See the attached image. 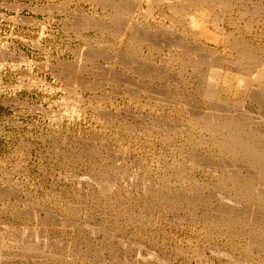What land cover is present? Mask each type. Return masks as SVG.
Wrapping results in <instances>:
<instances>
[{"label":"rangeland","instance_id":"rangeland-1","mask_svg":"<svg viewBox=\"0 0 264 264\" xmlns=\"http://www.w3.org/2000/svg\"><path fill=\"white\" fill-rule=\"evenodd\" d=\"M263 168L264 0H0L1 264H264Z\"/></svg>","mask_w":264,"mask_h":264},{"label":"bare ground","instance_id":"bare-ground-1","mask_svg":"<svg viewBox=\"0 0 264 264\" xmlns=\"http://www.w3.org/2000/svg\"><path fill=\"white\" fill-rule=\"evenodd\" d=\"M205 3H206V2H205ZM205 3H204V4H205ZM188 10H189V9H188ZM192 11H193V10H192ZM252 13H253V12H252ZM158 46H159V45H158ZM210 58H211V57H210ZM251 58H252V57H251ZM262 68H263V67H262ZM262 68H261V69H262ZM214 69H215V68H214ZM261 69H260V70H261ZM211 70L213 71V69H211ZM214 72H215V71H214ZM214 72H213V73H214ZM209 73H210V72H209ZM216 73H217V71L215 72V74H216ZM215 74H214V75H215ZM216 75H218V74H216ZM208 76H209V75H208ZM212 76H213V74H212ZM209 77H210V76H209ZM209 77H208V78H209ZM216 77H217V76H216ZM218 78H219V77H218ZM209 79H210V78H209ZM213 79H214V78H213ZM216 79H217V78H216ZM209 81H211V80H209ZM217 82H218V81H217ZM212 83H213V85H214V84H218V83H214V82L212 81L211 83H209L208 86H210V84H212ZM215 87H216V86H215ZM213 89H214V88H213ZM213 89H212V90H213ZM215 90H216V89H215ZM215 90H214V91H215ZM207 91H208V90H207ZM208 92H210V90H209ZM208 92H207V94H208ZM210 93H211V92H210ZM210 93H209V94H210ZM216 93H217V92H216ZM205 94H206V92H205ZM211 97H212V96H211ZM219 128H220V127H219ZM232 131H234V130H232ZM235 131H236V130H235ZM235 131H234V132H235ZM244 135H245V134H244ZM233 138H234V137H233ZM225 139H226V138H225ZM228 139H230V138H228ZM239 141L241 142L242 140H239ZM243 142H244V141H243ZM222 143H223V142H222ZM226 143H227V142H226ZM235 143H236V142H235ZM245 143H246V142H245ZM253 143H254V142H253ZM253 143H252V144H253ZM257 143H258V142H257ZM230 144H231V143H230ZM230 144H229V145H230ZM239 145H240V144H239ZM244 145H245V144H244ZM222 146H223V145H222ZM222 146H221V147H222ZM226 147H227V146H226ZM241 147H242V146H241ZM247 147H249V146H247ZM229 148H230V147H229ZM243 148H245V147L243 146ZM249 148H250V147H249ZM225 149H226V148H225ZM252 149H253V148H252ZM246 150H247V149H246ZM248 150H249V149H248ZM253 151H254V150H253ZM241 152H242V151H241ZM256 153H257V152H256ZM258 153H259V152H258ZM256 156H257V155H256ZM255 159H256V158H255ZM258 161H259V160H258ZM253 162H254V161H253ZM253 162H252V163H253ZM256 165H257V164H256ZM261 165H262V164H261ZM262 166H263V165H262ZM260 167H261V166H260ZM259 169H260V168H259ZM263 169H264V168H263ZM261 173H262V172H261ZM263 174H264V173H263ZM249 188H250V187H249ZM252 192H253V191H252Z\"/></svg>","mask_w":264,"mask_h":264},{"label":"built area","instance_id":"built-area-1","mask_svg":"<svg viewBox=\"0 0 264 264\" xmlns=\"http://www.w3.org/2000/svg\"><path fill=\"white\" fill-rule=\"evenodd\" d=\"M0 264H1V258H0Z\"/></svg>","mask_w":264,"mask_h":264}]
</instances>
